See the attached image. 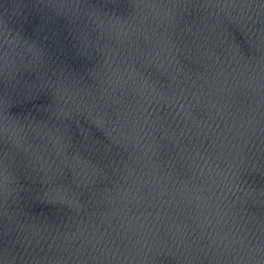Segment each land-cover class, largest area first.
<instances>
[{
  "label": "water",
  "instance_id": "95a60500",
  "mask_svg": "<svg viewBox=\"0 0 264 264\" xmlns=\"http://www.w3.org/2000/svg\"><path fill=\"white\" fill-rule=\"evenodd\" d=\"M0 160V264H264V0H0Z\"/></svg>",
  "mask_w": 264,
  "mask_h": 264
},
{
  "label": "snow or ice",
  "instance_id": "6c2138e0",
  "mask_svg": "<svg viewBox=\"0 0 264 264\" xmlns=\"http://www.w3.org/2000/svg\"><path fill=\"white\" fill-rule=\"evenodd\" d=\"M34 54L38 55V50H36ZM146 86L150 85L146 84ZM161 93L163 98V90H161ZM103 119V116H101L100 121L103 122ZM60 137L61 140L58 141V149L60 152H64V149L62 148L64 133H60ZM73 155H75L74 151ZM6 163L7 161L0 160V169L5 168ZM77 163H80L82 167L91 170L90 166L86 165L79 157H77V160L75 162L71 158L61 159L59 160L58 164L47 168L46 175L50 178V182H53L55 184L56 189L51 193L53 202L63 204L67 208H73L75 206H78L80 192L79 189L76 187L77 182L74 178L77 171ZM97 171H99V169H97ZM66 172L72 173L71 179L65 176Z\"/></svg>",
  "mask_w": 264,
  "mask_h": 264
}]
</instances>
